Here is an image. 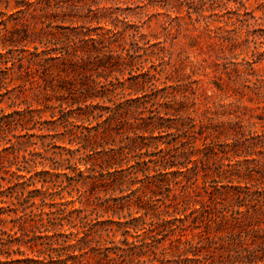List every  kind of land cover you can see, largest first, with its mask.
I'll return each mask as SVG.
<instances>
[{"label":"rangeland","instance_id":"1","mask_svg":"<svg viewBox=\"0 0 264 264\" xmlns=\"http://www.w3.org/2000/svg\"><path fill=\"white\" fill-rule=\"evenodd\" d=\"M25 1L21 13L16 0H0L1 34L6 26L14 30L23 22L37 39L31 49L42 47L40 41L47 39L56 42L63 33L104 35L105 45L116 55H136L134 71H149L158 95L166 97L163 102L171 101L173 108L163 105L161 111L176 115L172 118L177 128L169 133L157 130L152 147L147 144L154 140H135L133 133L117 135L111 145L129 142L135 152L142 149L148 156L164 148H171L174 156L187 149L196 154L190 173L166 175L150 163L149 170H143L145 166L125 178L123 186L92 185L86 151L77 149L82 133L97 121L82 123L69 113L70 122L53 123L62 108L47 107L61 101H68L63 106L68 107L93 80L105 82L109 70L97 68V63L89 64L88 70L70 63L69 73L63 74L68 80L62 83L65 88L49 91L27 85L21 92L15 88L20 81H14L0 90V115L31 106L43 124L28 131L35 136L22 139L24 145L15 154L5 153L3 160L10 172L17 170L18 165L11 164L16 157L21 169L42 174L0 195V242L6 243L4 249L0 244V264H33L28 260L38 254L31 241L46 235L42 232L57 217L51 212L58 214V222L78 221L71 211L81 208L91 219L127 221L129 243L139 245L146 264L194 259L195 253L220 263L236 249L241 231L242 258L247 245L260 249V242L249 235V224L258 222L264 230V0ZM127 77L129 68L112 72L109 80L119 84L117 79ZM150 98L131 117L139 122L150 117L156 108ZM102 157L93 158L98 170ZM136 160L131 157L130 162ZM178 160L180 167L188 162ZM1 175L11 178L10 173ZM238 211L242 227L231 217ZM144 213L142 220L135 219ZM125 237L118 233L115 243L121 245ZM89 262L94 264L93 257Z\"/></svg>","mask_w":264,"mask_h":264},{"label":"trees","instance_id":"2","mask_svg":"<svg viewBox=\"0 0 264 264\" xmlns=\"http://www.w3.org/2000/svg\"><path fill=\"white\" fill-rule=\"evenodd\" d=\"M19 12H24L25 0H16ZM1 22L6 23L5 20ZM14 30L5 28L4 32H0V90L7 89L14 81H20L19 88L21 92L25 90L27 85L30 87H38L40 91H49L56 88L64 89L62 83L66 78L63 74L69 73L67 65L80 63L84 70H88V65L97 63V68L109 70L105 74V82L93 80L88 87L79 90L80 96L75 99L68 107H63L68 101H61L58 106L47 107L51 109H61V117L53 116V123L58 120L70 122L69 113H75L79 122H91L96 120V125L88 127V133H82L81 140L78 143L77 151L85 150V159L89 164L86 169L90 171L89 178L92 185L111 186L125 184V178H131L136 174L139 168L143 170L150 169V163H154L156 172H165L164 174L190 173L194 167H190L189 163H194L191 159L196 154L195 150H184L178 155H170L171 148L160 149L159 153L135 152V148L128 143L122 142L119 147L111 145L115 142L117 135H130L133 133L137 139L144 141L152 139L154 141L147 144L152 147L157 137L152 136L157 130L169 133L177 127L173 125V116L170 109L173 108L171 101L166 100L165 96H159L157 93V85L154 76L149 72L137 73L134 71L138 65L137 56L128 54V57L116 55L114 50L105 45L106 38L104 35H98L95 38L91 34H82L76 32L63 33L56 42L52 40L40 41L42 47L34 46L30 48V44L36 42L25 23L18 22ZM63 39V40H61ZM91 44V48H89ZM98 46H101L98 48ZM4 65V67H3ZM129 68V77L124 81L117 79L118 83L109 80L112 72L124 73ZM140 68V67H139ZM142 68V67H141ZM54 70L59 73L56 76ZM75 71V70H74ZM58 79V80H57ZM129 82V85L126 83ZM0 96H4L1 94ZM153 97L156 102V108L152 111L150 117H141L142 121H138L131 117V113L135 109L148 104L147 98ZM151 99V98H150ZM96 100H101L95 102ZM163 102V103H162ZM16 105L14 102L13 106ZM20 105L19 103L17 104ZM77 105V107H73ZM163 105H168L169 110L162 113ZM73 107V108H71ZM69 108V109H68ZM168 108V107H167ZM54 114V113H53ZM72 115V114H71ZM56 118V119H55ZM32 124V126H30ZM43 124L40 118L36 117L35 110L31 106L14 110L10 113H2L0 115V195L5 193L6 189L22 185L28 180L34 181L37 173L31 168L21 169V164L17 158L11 164H17V170H9L10 166L4 163L5 153L15 154L19 145H24V139L27 136H35L29 134L28 131L38 128ZM89 125H92L89 124ZM22 128L25 134H15ZM40 130H44L40 128ZM120 131V132H119ZM115 132V133H114ZM13 133V134H12ZM149 133V137L146 134ZM111 137L112 140L109 141ZM15 139V140H14ZM109 147H106L108 146ZM159 146V145H157ZM158 148V147H155ZM103 156L99 163L93 159L95 156ZM131 157L136 161L130 162ZM178 157L188 160L182 166ZM126 163V164H125ZM125 164V165H124ZM185 171H182V169ZM10 173L11 178L1 175V173ZM25 173V174H24ZM48 173V172H47ZM2 181H7L8 185H4ZM132 192V191H131ZM143 200V197H138ZM1 210V209H0ZM86 210L76 209L71 213L78 214L76 219L62 218L59 220L58 214L51 212V215H57L50 221V225L42 232L44 237L33 239L31 248L36 249L37 259H30L33 264H90L89 258L93 257L94 264H146L141 259L137 243H129L127 235L130 233L129 223L119 218V221L112 220L99 221V219H91L90 214L85 213ZM147 213L135 218L137 221L142 220ZM236 223L242 227V211L231 214ZM1 220V219H0ZM115 224L118 229L112 225ZM68 226V229H65ZM251 229L249 235L254 236V240L260 242V249L252 247L253 243L245 247L246 255L242 258V231L238 234L237 247L230 254L228 260H222L220 263L212 261L211 256L199 257L195 253L194 259L189 256L179 258L169 264H260L264 261V230L259 228L260 223L255 222L249 224ZM145 230V228L143 229ZM148 232V230L146 231ZM144 232V233H146ZM51 233V234H50ZM120 233L126 236L119 244L115 243V237ZM140 235H138L139 237ZM42 239V240H39ZM3 249L6 243H2ZM138 249V251H137ZM153 264V263H151ZM168 264V263H165Z\"/></svg>","mask_w":264,"mask_h":264}]
</instances>
